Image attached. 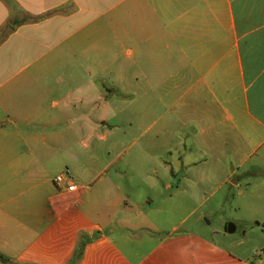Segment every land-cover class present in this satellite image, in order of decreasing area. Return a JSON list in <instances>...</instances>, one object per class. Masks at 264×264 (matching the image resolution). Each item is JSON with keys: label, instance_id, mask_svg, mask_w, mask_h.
Returning <instances> with one entry per match:
<instances>
[{"label": "crops", "instance_id": "1", "mask_svg": "<svg viewBox=\"0 0 264 264\" xmlns=\"http://www.w3.org/2000/svg\"><path fill=\"white\" fill-rule=\"evenodd\" d=\"M0 34V264H68L81 236L76 264L188 249L154 234L125 170L110 162L98 175L77 148L78 129L117 127L92 112L122 107L125 93L135 121L149 119L150 190L198 200L219 175L210 196L231 185L263 199L264 0H0ZM62 169L87 184L48 178Z\"/></svg>", "mask_w": 264, "mask_h": 264}, {"label": "rangeland", "instance_id": "2", "mask_svg": "<svg viewBox=\"0 0 264 264\" xmlns=\"http://www.w3.org/2000/svg\"><path fill=\"white\" fill-rule=\"evenodd\" d=\"M123 68L126 74L132 71L131 60L126 56ZM124 82L126 89L131 92V79L125 78ZM124 99L126 103L116 110L92 112L95 122L104 115L117 127L94 126L92 138L84 130L78 129L77 137L81 142L77 143V148L87 146L92 151L93 162L87 166L98 175L110 162H113V167L126 171L122 181L126 192L128 191L134 198L137 197L135 201L141 204L140 209L143 212L147 213V207H150L148 217L160 227L159 232L154 233L157 237L168 235V240L171 238L177 240L181 235L184 237L183 246L188 248L186 251L171 256L142 253L139 260L144 259V264H154L156 258L166 264H238L231 258L241 257L244 259L243 264H264V197L260 201L248 202L244 195L237 196V189L231 185H226L210 196L213 188H216L222 179L219 175H212L216 186L213 184L211 186L213 188L205 189L198 200L187 198V194L183 192L167 191L162 183L155 190H150L146 182L151 181L149 173L154 161L149 159L147 152L144 151L149 136V119L145 117L137 123L135 120L138 115L134 112L131 95L125 93ZM49 129L44 128L43 131ZM58 129L63 131L66 127ZM114 136H117L119 141L111 144ZM67 167L74 172L72 164L67 163ZM47 174L48 178L55 177L54 172ZM235 178L234 176L233 180ZM73 180L79 186L87 184L77 178ZM132 180L138 185L130 189ZM241 188L245 192L244 183ZM87 197L85 194L83 199ZM205 197L208 199L202 202L201 199ZM228 224L234 225L232 232H228ZM108 263L112 264V260L109 259Z\"/></svg>", "mask_w": 264, "mask_h": 264}, {"label": "built area", "instance_id": "3", "mask_svg": "<svg viewBox=\"0 0 264 264\" xmlns=\"http://www.w3.org/2000/svg\"><path fill=\"white\" fill-rule=\"evenodd\" d=\"M54 181L58 185H64L68 191H74L76 188L68 169H65L63 172L56 175Z\"/></svg>", "mask_w": 264, "mask_h": 264}, {"label": "trees", "instance_id": "4", "mask_svg": "<svg viewBox=\"0 0 264 264\" xmlns=\"http://www.w3.org/2000/svg\"><path fill=\"white\" fill-rule=\"evenodd\" d=\"M88 240V238L86 236H81L80 237V241L78 242V246L76 247V250L74 251L73 257L70 260L69 264H76L78 262V260L81 258L82 253H83V247L84 244L86 243V241ZM0 260H5V258H3L0 255Z\"/></svg>", "mask_w": 264, "mask_h": 264}, {"label": "water", "instance_id": "5", "mask_svg": "<svg viewBox=\"0 0 264 264\" xmlns=\"http://www.w3.org/2000/svg\"><path fill=\"white\" fill-rule=\"evenodd\" d=\"M227 230H228V232H232L234 230V225L233 224H228L227 225Z\"/></svg>", "mask_w": 264, "mask_h": 264}]
</instances>
